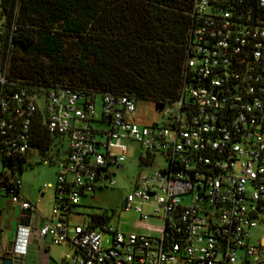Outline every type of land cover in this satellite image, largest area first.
Wrapping results in <instances>:
<instances>
[{
    "label": "built area",
    "instance_id": "2783aa9c",
    "mask_svg": "<svg viewBox=\"0 0 264 264\" xmlns=\"http://www.w3.org/2000/svg\"><path fill=\"white\" fill-rule=\"evenodd\" d=\"M187 1L182 85L175 101L161 103L162 123L138 124L130 95L11 78L9 50H0V195L19 210L11 250L0 258H24L31 240L48 239L73 248L72 264H264V237L251 242L252 231H264V0ZM39 114L48 134L67 139L55 184L46 186L49 215L21 194L18 172ZM127 140L142 148V166L156 156L165 162L138 171L124 199L139 214L134 227L148 234L120 231L104 216L72 223L82 196L116 186Z\"/></svg>",
    "mask_w": 264,
    "mask_h": 264
},
{
    "label": "trees",
    "instance_id": "16d2710c",
    "mask_svg": "<svg viewBox=\"0 0 264 264\" xmlns=\"http://www.w3.org/2000/svg\"><path fill=\"white\" fill-rule=\"evenodd\" d=\"M189 8L187 0H0V50H9V77L29 86L130 95L160 111L182 85ZM40 121L30 147L46 150L55 135Z\"/></svg>",
    "mask_w": 264,
    "mask_h": 264
},
{
    "label": "rangeland",
    "instance_id": "374dc122",
    "mask_svg": "<svg viewBox=\"0 0 264 264\" xmlns=\"http://www.w3.org/2000/svg\"><path fill=\"white\" fill-rule=\"evenodd\" d=\"M2 21L3 17L0 9V24ZM95 101L96 113L100 116V96H96ZM135 117L137 123L142 126L162 123L164 120L161 113L155 109L154 104L148 101L137 102ZM123 145L126 147L125 170L116 172V186L113 188L98 189L93 197L82 196L78 206L74 210L77 215L72 217V223H81L83 218H87V216H104L110 225L120 231L145 233L141 229H134V224L139 221V214L134 211L133 206L125 210L123 208V202L128 192L132 189V183L138 171L153 173L158 169H162L165 166V162L160 156H156L153 165L141 166L139 162L142 148L136 142L130 140L124 141ZM65 147L63 138L56 136L46 150L31 147L26 156L24 168L19 174L21 193L32 204L37 205V200H42L40 207L47 211H50L53 205V190L46 186L48 183H51V185L55 184L58 170L56 166L58 163L57 159L59 156L60 158L65 156ZM43 159H46L47 163H44ZM145 210L148 212L149 209L146 208ZM146 224L156 227L161 222L159 220L149 219ZM258 233L264 234V231L262 229L256 232L252 231L251 242L256 243ZM109 239L110 236L108 234H103V247L106 248L108 246ZM0 249H2V246H0ZM65 252L66 250L63 247V253Z\"/></svg>",
    "mask_w": 264,
    "mask_h": 264
},
{
    "label": "crops",
    "instance_id": "0c3cea01",
    "mask_svg": "<svg viewBox=\"0 0 264 264\" xmlns=\"http://www.w3.org/2000/svg\"><path fill=\"white\" fill-rule=\"evenodd\" d=\"M64 139L65 140L63 142L66 145L65 156L63 158H60L59 156L57 159L58 162L62 159L64 160L67 155V139ZM48 185H51V183H48ZM23 196L26 200H28L25 195ZM5 199L7 198L0 195V246H2V249L6 251V246L8 242H11L12 246V242L15 235V229L18 224L19 210L17 208L12 207L9 200ZM33 205L35 206L38 212L45 213L46 215L50 214V211H47L40 207V205H42V200H37V205ZM134 229H141L145 231V233L143 234H148V231H146L145 229L138 227H134ZM258 236L264 237V234L258 233ZM63 247L66 250L65 253H63ZM73 252V248L67 243L59 246H54L49 242L48 239L44 240V242L42 243L37 242L36 240H31L27 248V255L24 258H16L10 256L7 257L11 258V264H72L70 256L73 254ZM0 264H3V258H0Z\"/></svg>",
    "mask_w": 264,
    "mask_h": 264
},
{
    "label": "water",
    "instance_id": "95a60500",
    "mask_svg": "<svg viewBox=\"0 0 264 264\" xmlns=\"http://www.w3.org/2000/svg\"><path fill=\"white\" fill-rule=\"evenodd\" d=\"M125 206V200L123 202V207ZM36 219H37V216L35 215L34 216V219H33V226L36 225ZM11 250V242H8L7 246H6V253H9ZM3 264H11V259L9 257H6L3 259Z\"/></svg>",
    "mask_w": 264,
    "mask_h": 264
}]
</instances>
